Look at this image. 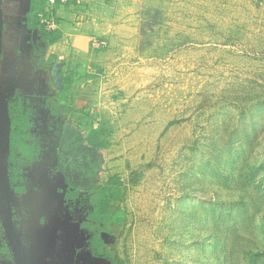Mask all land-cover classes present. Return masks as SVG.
I'll return each instance as SVG.
<instances>
[{"label":"rangeland","instance_id":"rangeland-1","mask_svg":"<svg viewBox=\"0 0 264 264\" xmlns=\"http://www.w3.org/2000/svg\"><path fill=\"white\" fill-rule=\"evenodd\" d=\"M104 2L92 41L105 44L82 53L68 41L62 58L38 48L41 85L24 73L12 85L14 117L35 138L34 157H18L30 190L17 203L58 204L43 217L44 264H112L79 227L88 191L112 177L124 222L98 233L117 264H264V0ZM60 148L81 192L66 203Z\"/></svg>","mask_w":264,"mask_h":264},{"label":"flooded vegetation","instance_id":"flooded-vegetation-1","mask_svg":"<svg viewBox=\"0 0 264 264\" xmlns=\"http://www.w3.org/2000/svg\"><path fill=\"white\" fill-rule=\"evenodd\" d=\"M44 33H41V41L45 43V40L43 39ZM38 48H42L38 45ZM46 70L40 72V74H44ZM23 73V72H22ZM41 74V75H42ZM27 76V81L24 85H27L30 90H33L35 88H32L31 85L33 82V79H35L36 84H38V77H32L31 79L28 78L29 74L28 72H25ZM52 78L54 79L53 86L57 88L59 86L57 81H55V78L52 74ZM15 80L10 82V84L3 85L2 78H1V72H0V87H1V94L6 97V95L15 93V90H12V85L15 83ZM38 86V85H37ZM36 86V87H37ZM61 92V91H59ZM18 94L15 93L12 97V100L9 101L8 104V113L10 117V123H11V138H10V156H9V164H8V182H9V218L7 219V223H9L12 232L8 233L7 228L4 224L2 214H1V208H0V264H23L22 257L25 261V264H44V262H48L47 257V251L46 246L47 244H51L52 241L50 238H48V233L46 232L47 228H50L51 226H48V224L44 223L43 217L46 215H51L53 218H55V214L58 212V204L56 205V210L54 213H47L43 212V209L37 208L38 202L34 204V206H31L32 209L27 207L28 205H19L17 202H20L19 200L22 198L24 191L30 190V181L27 179V172L22 167V162H20L19 156H24L27 161L31 160L33 158V145L35 138L30 137L29 135V122L27 120V117L25 119L15 118L14 114L18 112L17 105L14 102H21L20 99H18ZM16 123L17 126L20 127V138L24 141L25 145H28L27 148L20 149L19 146H15L13 148L12 146V125ZM23 126H26L24 129ZM18 132V133H19ZM66 147L64 148V150ZM62 149L60 148V152L58 150V153L56 152V166H57V172L62 175V178L64 179L67 188L62 191H58L60 194L64 195V202L74 201L81 197L80 188L74 185L72 183L65 170V164L68 163L67 156L64 154L62 155ZM18 184V185H17ZM74 185L71 187V185ZM16 189L18 193V197L15 195L14 190ZM77 190L79 192V197L74 198H68V194L72 192L73 190ZM56 193V192H55ZM40 199V198H39ZM38 200V199H36ZM35 200V201H36ZM29 204V203H27ZM90 212L84 217V219L80 220L79 227L83 230H88L91 232L90 237L87 240V251L91 253L93 257H97L92 252V239H93V231L90 228H87L85 226L86 220L89 216V214L93 211V206ZM40 206V205H39ZM24 207V208H23ZM58 219V218H57ZM61 220L58 219L57 222L60 224ZM59 231L58 233H63L62 230L58 227ZM98 232V230H97ZM57 236V233L54 234V236L51 235V238H55ZM22 256V257H21ZM100 258V257H97ZM64 264V263H63Z\"/></svg>","mask_w":264,"mask_h":264},{"label":"crops","instance_id":"crops-1","mask_svg":"<svg viewBox=\"0 0 264 264\" xmlns=\"http://www.w3.org/2000/svg\"><path fill=\"white\" fill-rule=\"evenodd\" d=\"M103 1L105 0H72L68 4L57 6L52 12V20L56 24L57 40L46 44L41 41V31L33 21V14L40 12V16L43 13L45 0H3V38L0 61L3 85L8 86L13 80L17 82L25 72H28L30 79L42 74L36 73L35 68L32 67L38 45L45 49L44 52L46 51L48 56L57 54L62 58L64 55L61 56L59 47L66 46L70 41L75 48L80 47L83 53V48H87L92 43L94 31H100L107 26L102 23L106 15ZM107 1L111 0H106L105 5L109 3ZM72 57V60H78ZM31 83L32 88L41 85L39 81L36 84L35 79ZM51 89L55 90V87L48 88V91Z\"/></svg>","mask_w":264,"mask_h":264},{"label":"trees","instance_id":"trees-1","mask_svg":"<svg viewBox=\"0 0 264 264\" xmlns=\"http://www.w3.org/2000/svg\"><path fill=\"white\" fill-rule=\"evenodd\" d=\"M43 11V9H42ZM39 13L33 14L34 25H36L41 33H44L43 39L46 44H51L57 40L55 31L47 33L45 26L41 22ZM45 18L49 16L45 15ZM63 102V101H62ZM67 105L63 102L59 105V108H65ZM55 114V111H54ZM24 129L26 126H23ZM12 146H19L20 149L27 148L24 141L20 138V127L12 125ZM19 132V133H18ZM74 185L72 184L71 187ZM123 183L117 177H112L105 185L93 187L88 192L89 202L93 206V211L89 214L85 226L93 231L92 239V252L95 256L106 259L112 264L120 263L119 259L114 255L111 248L107 247L97 230L104 232L105 234L115 236L118 230L121 228L124 219L120 216V210L116 207L123 195ZM79 192L75 189L68 194V198H78Z\"/></svg>","mask_w":264,"mask_h":264},{"label":"water","instance_id":"water-1","mask_svg":"<svg viewBox=\"0 0 264 264\" xmlns=\"http://www.w3.org/2000/svg\"><path fill=\"white\" fill-rule=\"evenodd\" d=\"M2 1L0 0V61L2 53V38H3V19H2ZM10 138H11V123L8 113V104L6 99L1 94L0 87V208L4 224L8 233L12 229L7 223L9 218V182H8V164L10 156ZM22 257V256H21ZM23 264L25 261L22 257Z\"/></svg>","mask_w":264,"mask_h":264},{"label":"built area","instance_id":"built-area-1","mask_svg":"<svg viewBox=\"0 0 264 264\" xmlns=\"http://www.w3.org/2000/svg\"><path fill=\"white\" fill-rule=\"evenodd\" d=\"M71 1L72 0H45V8L40 17L47 33L53 32L56 29V24L54 23V20H52V12L54 9L59 5H65ZM45 15L49 16V18H45ZM99 44L101 45L105 43L103 41L98 43L96 41H92L93 46H98Z\"/></svg>","mask_w":264,"mask_h":264}]
</instances>
